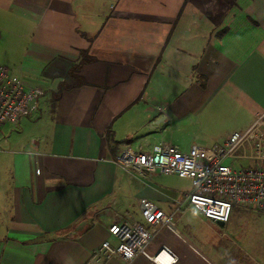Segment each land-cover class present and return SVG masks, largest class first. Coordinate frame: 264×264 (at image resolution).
I'll use <instances>...</instances> for the list:
<instances>
[{"label": "crops", "instance_id": "crops-1", "mask_svg": "<svg viewBox=\"0 0 264 264\" xmlns=\"http://www.w3.org/2000/svg\"><path fill=\"white\" fill-rule=\"evenodd\" d=\"M8 36L11 70L44 92L0 128V264H85L115 222L142 224L171 264H264V247L191 206L174 230L146 222L139 198L169 213L190 180L114 162L164 141L218 146L264 110V0H0Z\"/></svg>", "mask_w": 264, "mask_h": 264}, {"label": "built area", "instance_id": "built-area-1", "mask_svg": "<svg viewBox=\"0 0 264 264\" xmlns=\"http://www.w3.org/2000/svg\"><path fill=\"white\" fill-rule=\"evenodd\" d=\"M43 92L0 64V127L16 122L22 114L33 110ZM230 160L248 164L234 166ZM114 162L141 178L161 174L190 180V190L169 213L147 198L138 199L143 219L159 227L174 230V219L188 206L195 208L203 219L223 223L235 205L264 212V110L255 114L248 127L233 132L218 146L209 148L193 143L183 151L176 144L164 141L150 150L124 149ZM108 231L115 241L105 239L85 264H107L114 256L120 257L124 264H131L138 256L158 264L176 261V256L166 247L149 254L153 234L140 223L115 222ZM162 254L167 256L165 262L160 258Z\"/></svg>", "mask_w": 264, "mask_h": 264}, {"label": "rangeland", "instance_id": "rangeland-1", "mask_svg": "<svg viewBox=\"0 0 264 264\" xmlns=\"http://www.w3.org/2000/svg\"><path fill=\"white\" fill-rule=\"evenodd\" d=\"M10 41L9 36L4 40L0 39V64L14 71L13 61L17 56L18 50L11 49L12 43ZM16 122L5 124L7 126L4 128L10 127L9 125H16ZM201 130V132H204V127ZM205 132V135L210 136V134L218 131L206 130ZM230 162L234 166L248 164L247 161L230 160ZM193 219L197 224L199 223L197 216H193ZM214 227L224 237L237 241L244 250L252 251L253 247H264V212L257 211L251 207L236 206L232 209L229 219L224 225L216 223Z\"/></svg>", "mask_w": 264, "mask_h": 264}, {"label": "trees", "instance_id": "trees-1", "mask_svg": "<svg viewBox=\"0 0 264 264\" xmlns=\"http://www.w3.org/2000/svg\"><path fill=\"white\" fill-rule=\"evenodd\" d=\"M82 59H85V58H84V56L81 58V63H82V61H83ZM75 68H76V67H74V69H73V70H75Z\"/></svg>", "mask_w": 264, "mask_h": 264}, {"label": "water", "instance_id": "water-1", "mask_svg": "<svg viewBox=\"0 0 264 264\" xmlns=\"http://www.w3.org/2000/svg\"><path fill=\"white\" fill-rule=\"evenodd\" d=\"M218 223L220 224V225H223L224 223L223 222H221V221H218Z\"/></svg>", "mask_w": 264, "mask_h": 264}, {"label": "bare ground", "instance_id": "bare-ground-1", "mask_svg": "<svg viewBox=\"0 0 264 264\" xmlns=\"http://www.w3.org/2000/svg\"><path fill=\"white\" fill-rule=\"evenodd\" d=\"M161 260H162V259H161ZM163 260H164V259H163ZM163 260H162V262H165V261H163Z\"/></svg>", "mask_w": 264, "mask_h": 264}]
</instances>
